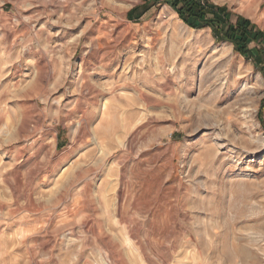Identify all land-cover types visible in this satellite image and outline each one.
Returning <instances> with one entry per match:
<instances>
[{
    "label": "rangeland",
    "instance_id": "374dc122",
    "mask_svg": "<svg viewBox=\"0 0 264 264\" xmlns=\"http://www.w3.org/2000/svg\"><path fill=\"white\" fill-rule=\"evenodd\" d=\"M244 1L209 3L262 34L259 63L164 3L0 0V264H264Z\"/></svg>",
    "mask_w": 264,
    "mask_h": 264
},
{
    "label": "trees",
    "instance_id": "16d2710c",
    "mask_svg": "<svg viewBox=\"0 0 264 264\" xmlns=\"http://www.w3.org/2000/svg\"><path fill=\"white\" fill-rule=\"evenodd\" d=\"M144 5L133 9L128 15L129 20L138 19L152 6L164 3L170 6L179 19L192 29H210L217 41L230 43L233 51L246 59L259 63L260 53L256 56L248 50L252 41H258L262 34L254 31L250 22L238 18L235 25L229 24V15L224 8L214 6L209 0H142ZM136 15V16H135Z\"/></svg>",
    "mask_w": 264,
    "mask_h": 264
},
{
    "label": "bare ground",
    "instance_id": "6f19581e",
    "mask_svg": "<svg viewBox=\"0 0 264 264\" xmlns=\"http://www.w3.org/2000/svg\"><path fill=\"white\" fill-rule=\"evenodd\" d=\"M245 3V4H248L250 1H244V0H241V3ZM248 9V8H247Z\"/></svg>",
    "mask_w": 264,
    "mask_h": 264
}]
</instances>
